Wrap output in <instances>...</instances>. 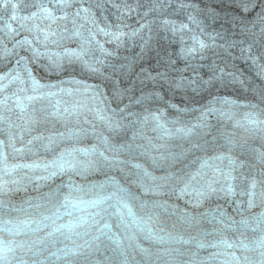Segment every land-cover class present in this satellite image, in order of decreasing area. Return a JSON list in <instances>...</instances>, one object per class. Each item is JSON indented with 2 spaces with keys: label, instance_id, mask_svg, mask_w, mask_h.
I'll return each instance as SVG.
<instances>
[{
  "label": "snow or ice",
  "instance_id": "1",
  "mask_svg": "<svg viewBox=\"0 0 264 264\" xmlns=\"http://www.w3.org/2000/svg\"><path fill=\"white\" fill-rule=\"evenodd\" d=\"M4 6H8V0H4ZM240 7L244 12H251L253 9L259 7L261 10L257 14V17L251 22L253 27H256L257 24L261 26V31L264 33V2L262 0H240ZM11 8L15 10L17 8L16 4H11ZM25 8H35L36 11L30 12L29 15L22 17L23 21L34 20L36 18L41 19L42 21H47L46 28L40 27L39 24L33 23L31 27H28L25 24H21V27L24 28L28 32H32L33 30H38L43 35V40H40V36H35L33 39L40 42L45 48L47 47V43L51 42L52 44H58L59 41L65 39H72V38H81L83 39L82 32L80 31L81 28L84 27L83 24H78L77 21L80 19L88 20L89 23L96 26L97 32H103L105 35H111L113 39L119 41L121 36L125 35V33L121 31L117 32H108L104 28H100L97 21L91 14V8L85 7L81 3V0H47V3H44L43 0L41 2L36 3H26ZM72 10V11H70ZM81 13L84 16H81ZM91 17V19H89ZM2 19V17H0ZM12 19L15 20L17 17L15 15L12 16ZM191 19V17H190ZM60 22H64L63 26L60 25ZM72 24V29L69 30L67 24ZM167 23V21H166ZM53 25L57 26L58 30L53 29ZM182 27H184L182 25ZM243 30L245 32L251 31L248 28L247 24L243 25ZM89 35L92 36L93 33L91 29L88 30ZM67 33V35H65ZM7 34L10 35L14 40L15 36L19 35L14 29L11 28L10 25L7 26ZM55 37L56 39H52ZM195 40L196 38L193 37ZM84 43H91V40L84 41L81 43L80 51L77 52L75 50H70L65 48L63 56L60 54L55 55H47L46 52H41L38 48L32 46V41L28 40L27 36H25L22 40H15V46L23 49L27 46V50L31 52V56H19L18 53L14 54L11 50H8L5 46L2 51H0V56H2L5 60L8 59H15V64L13 67L8 68L7 71L0 70V81L7 80L9 83L18 82L19 85L23 86L27 84V87H19L18 92H13L11 96L4 95L0 98V123L7 124V128L0 129V131L6 133L7 139L0 140V163L4 164L3 173L4 175H8L11 172L15 171L19 168H27V169H41L45 175H41L36 177V179L41 181H48L53 177L67 175L70 173H75L77 175H84L88 171L96 170V165L107 163L108 167L117 166L119 163H123V161H119L116 155L108 156L105 155V152L118 154L125 150V146H121L117 148L115 145L110 144L107 137H98L100 144L104 146V150L101 151L97 145H92L90 148H80L76 147L75 145L70 147H65L63 150L59 151V153H54L53 158L48 161L44 162H37L32 161L31 163H23V164H14L10 168L7 165L6 161L8 159L5 148L10 147L14 154H24L33 153V145L34 142H40L41 147L48 151L53 148V146L57 143L54 135H49L45 137L43 134H38L33 136L31 139L27 141L26 144L23 145L21 148L16 147L17 141V134L13 133L11 129L15 127H20V125H13L9 123V117L5 115V113H11L13 111V107L19 109L21 115L18 117L19 120L24 122L25 128L24 131H31V125H35L37 120L34 115L28 113V104L42 100L45 96H54L56 93L52 92L51 89L60 88L58 84H42L36 77L32 74V71L29 67L30 63H34L39 60L41 57L47 55V59L50 61L49 67L59 69L61 67L63 59H68L69 62L72 60L80 61L89 71L91 72H99V68L94 67L93 65L89 64L86 60H83V55L86 52L84 48ZM200 49H204L207 45L203 41L196 40ZM195 51V49H189V52ZM242 51H244L242 49ZM248 52H251V45H249ZM18 57V58H16ZM253 62H255V58H253ZM97 63H100L97 61ZM161 78L163 74H160ZM150 79H155L153 77H149ZM62 83V82H61ZM74 83L80 84L83 88L84 93H88L92 91L91 86L87 84H83L81 81H75ZM177 87L183 86V82H178ZM7 88V85L0 84V92H4ZM44 89H48L47 93H44ZM31 91L33 94L28 95V91ZM79 91V89H77ZM18 93H25L24 96H20ZM96 93L93 92V97H95ZM158 95V94H156ZM9 100H14L13 106H9ZM27 101L28 103H25ZM213 108H208L206 112L214 111ZM65 112H68V109H65ZM58 113H52V115H57ZM71 115V112H68ZM99 114V113H98ZM151 118L152 121L156 122V128L161 130L163 136H171V133L167 127L166 122H162L163 120V113H149V116L144 118V122L146 123L148 119ZM101 120L106 121V126L109 129L115 130L119 128L120 125L118 122H112L111 120L107 119L103 115H100ZM178 121H173L172 123H177ZM251 123H256V121H251ZM193 131V128L188 127H181L177 128V133H182L185 137L189 136ZM86 134L83 130H72L69 129L67 135L64 133H58L61 139L67 140H78L80 135ZM22 140V137H21ZM129 150L131 149V145L126 146ZM81 156L85 157V159H81ZM95 156L96 159H92ZM172 159H175V156L170 154ZM169 157H165L163 154H160L159 157H152L153 164H157L158 160H164ZM225 158L229 161V169L228 171H223L221 168L216 166L215 161H223ZM261 163H264V153H260L257 157ZM211 161V163H210ZM134 168L138 169L139 171L136 173L137 181L135 183H139L140 188L143 192H151L154 194L159 193L161 189H163L166 185H168L173 177L171 174H166L164 176L157 177L153 175L152 172L148 171L141 164L133 165ZM238 167H242V165L238 164L234 159L231 157H226L224 154L216 155L208 157L206 160H202L200 162V167L197 169L195 173H192L188 176L186 181H183V187L180 188V194H185L189 192V189L195 193V200L196 204L198 205L203 199H206L212 195L217 193L223 192L225 195L231 194L233 191V185L230 181L237 179L234 172L237 171ZM203 169H210L212 171V178L204 179L206 173H204ZM197 177H200L203 180V183H200V187L196 188L193 186L192 182L197 181ZM219 177V178H216ZM243 178V177H241ZM220 179H222L225 184H220ZM199 183V181H197ZM12 183H16V181H12ZM109 183L113 186L114 191L106 196H100L97 194L96 198L85 200L83 198L84 195L94 192L95 190L99 189L103 191L105 189V185L103 184H91L88 185L87 188L74 184L71 179H69V183L67 185L69 191L66 195L63 196L62 200L58 201V205H54L55 211L52 212L51 215L42 216V219L37 221V228L29 229L30 231H37L42 227H47L48 225L44 223V221H50L52 225H55L56 220L60 219L61 215H69L71 216L72 213L67 211V209L71 208L75 211H85L89 208H97L99 209L96 212H85L84 216L76 218L72 221H69L67 225L61 224L59 227H54L53 231L58 232L61 228H67L69 231L74 230V228L79 227L84 224H88L89 221L95 223V217L100 215L101 211H105L106 209L100 208V205L104 204L105 201L111 200L115 198L119 205L122 207L124 211H118V215L121 217V223H124V216L131 218L133 224H136L141 231L146 232V238L156 240L157 242L163 243L165 242V237L160 236L158 233L154 232L152 228L149 226L151 221L154 219V216L151 213V209L162 206L159 205L157 201H153L151 205L147 200H141L139 196L135 193L131 192L129 189L122 188L115 180H110ZM8 181L0 179V193L5 191L6 185ZM220 184L219 187L216 185ZM251 187H256V180L253 178L251 182ZM60 189L57 188L55 192L47 194L50 199L55 197L56 192H59ZM250 195H252L250 193ZM130 201H138L139 208L141 211H146V217H138L136 212L133 210V205L129 203ZM50 202V201H49ZM32 205H30L31 207ZM253 206V201L249 199L248 207L251 208ZM6 207V205H5ZM35 207L39 208L40 205H35ZM61 208L65 209L64 213H61ZM15 211H20L21 209H14ZM224 213H220V217H223ZM188 220H195V217H187ZM231 220V217H228ZM256 223H264V216L261 217H253L252 218ZM220 223H224V220L221 218L219 219ZM27 227L31 221L21 222ZM242 224H247L246 220L241 221ZM127 227V224L125 225ZM105 228H109L108 224L104 225ZM9 230V229H5ZM16 231H23V228L16 226ZM52 233H49L51 235ZM87 234L86 232L84 233ZM79 235V233H78ZM131 238V237H130ZM95 239H99L96 237ZM119 242V241H117ZM222 243L226 244L228 248L235 247L236 245L230 244L227 241H222ZM87 244V242H86ZM199 247H204V244H199ZM240 247H247L246 245H239ZM259 246L264 247V237L260 238ZM13 252L12 247L10 246V242H3L0 241V264H7L8 260V253ZM69 252H75V249L69 250L64 253L65 256L69 255ZM264 256V253H261ZM232 259L237 261L239 264V258L232 254ZM247 260V257H244ZM226 264H231V262H226ZM264 264V261L261 262Z\"/></svg>",
  "mask_w": 264,
  "mask_h": 264
},
{
  "label": "bare ground",
  "instance_id": "2",
  "mask_svg": "<svg viewBox=\"0 0 264 264\" xmlns=\"http://www.w3.org/2000/svg\"><path fill=\"white\" fill-rule=\"evenodd\" d=\"M157 1L160 3L159 0H157ZM157 1L145 0L144 2L140 3L139 6H140V8L152 7L154 5H158ZM216 6L221 7V3H218ZM168 7H166L167 10H169ZM226 7H228V6H226ZM258 13H259L258 7L253 9L251 12H244L242 10H237L236 12H231L228 10L225 14V19H223V20H230L231 23H229V24L223 23V24H221L220 27L217 23H213V16H212L211 11L209 9H207L206 13H204L202 11V13L200 15L187 13V11H179L176 13L175 17L179 20V22L181 21L183 23V25H184L183 30L186 33V35H189V34L193 35L196 38L195 40H197V38L199 37L207 45V47L205 49H208V50L211 49V53H212V50L214 48L215 51H217L219 53V55H214L212 53V56L227 58V56H231V55L236 56L233 54V53H235V51H237V50H234V48H235L234 44L235 43L233 41L242 40L245 43L250 42L248 39V36L253 37L256 30H253V28H254L253 27L251 31L245 32L243 30V25L244 24L248 25V21H245V20L255 19L257 17ZM161 14L167 15L164 12V10H162ZM190 17H191V19H190ZM173 22H174V18H171L166 23V28L168 30V33L171 32L170 29L173 26ZM148 23L152 24L151 21H148ZM153 26H155V25H153ZM181 26H182V24H181ZM256 27H259V26H256ZM248 28L251 29L249 26H248ZM215 29L218 30L217 33L215 32ZM258 32H259V34L262 33L261 30ZM210 33H215L214 35L217 36V38L207 39V36L210 35ZM217 34H221L222 38L226 37L225 38L226 40L223 39V40H225L224 42L221 41V46L218 43V41H220V40H217L218 39ZM232 39H235V40H232ZM230 40H232V41H230ZM223 44L226 46L228 51H225V49L223 48ZM244 47H247V46H244ZM262 55L264 56L263 53H262Z\"/></svg>",
  "mask_w": 264,
  "mask_h": 264
}]
</instances>
